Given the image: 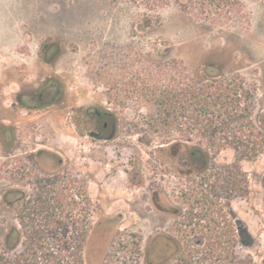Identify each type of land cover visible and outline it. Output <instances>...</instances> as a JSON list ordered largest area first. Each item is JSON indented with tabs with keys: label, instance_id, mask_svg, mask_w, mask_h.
<instances>
[{
	"label": "rangeland",
	"instance_id": "1",
	"mask_svg": "<svg viewBox=\"0 0 264 264\" xmlns=\"http://www.w3.org/2000/svg\"><path fill=\"white\" fill-rule=\"evenodd\" d=\"M234 2L233 6L208 8L203 13L196 0L185 10L169 5L147 23L146 11L126 1L0 0V95L7 98L6 104L22 78L33 80L39 70L55 69L68 97L77 94L80 102L110 107L120 122L131 125L118 126L117 137L100 147L89 143L80 146L96 174L89 183V193L100 198L96 204L101 209L93 218L116 210L124 213L127 222L121 227L129 224L124 228L127 231H122L125 245L131 241L127 234L132 238L136 235L138 241L134 242L144 246L143 237L171 231L175 207L180 215L175 217V225L183 228L178 222L185 220L192 229L190 244L198 247V231L209 224L200 219L205 208L203 196L217 201L208 193L209 181L205 185L196 178L190 183L175 172L161 150L174 142L180 143V149L188 143L203 147L206 140L199 135L181 136L160 124L148 125L150 117H157L158 106L144 102L134 88L137 81H150L158 70L169 71L175 60L179 67L190 70L203 67L211 74L235 76L247 90L246 99L241 101L249 106L253 133L263 151L252 160L236 161L234 151L225 148L215 161L221 165L237 162L238 174L245 182L241 196L232 202L238 215L237 256L249 264H264V0ZM49 42L60 46L51 68L36 58L39 43ZM24 112L2 116L24 124ZM15 129L19 137L11 146H16L18 153L30 150L33 145L25 141L26 130L21 126ZM59 143L72 146L74 141L62 136ZM92 147L93 154L89 151ZM4 155L0 146V164ZM16 166L20 164L12 163L0 176L20 171ZM112 173L114 177L107 180ZM52 191L55 194L57 189ZM209 211L207 204L205 213ZM225 213L231 219V207ZM71 214L81 218L84 212L78 207ZM16 228L22 240L34 244L36 264L47 263L48 254L57 255L59 264H82L70 251L84 226L26 224ZM6 230L0 226V252L13 256L21 246L11 249L15 243H3ZM62 242L67 245L61 246Z\"/></svg>",
	"mask_w": 264,
	"mask_h": 264
},
{
	"label": "flooded vegetation",
	"instance_id": "2",
	"mask_svg": "<svg viewBox=\"0 0 264 264\" xmlns=\"http://www.w3.org/2000/svg\"><path fill=\"white\" fill-rule=\"evenodd\" d=\"M59 53L60 46L54 47L51 42L39 43L36 58L51 68L55 66ZM76 95L67 96L55 69L39 70L33 80L22 78L17 90L10 94L8 104L7 98L0 95V146L6 153L0 164V173H5L4 168L12 163L20 164L16 166L20 171L0 176V226L7 227L2 235L3 243L22 242L20 231L16 228L21 225L84 226L86 232L81 235L85 239L82 264H221V250H213V257L210 254L209 242L217 239L225 240L227 249L237 256L238 215L232 207L233 200L241 196L237 166H231L229 172L227 166L234 162L217 164L216 156L206 155L204 146L188 143L182 144L180 149V143L174 142L169 144V148L161 149L166 152L175 172L184 175L190 183L200 178L202 184L207 185L208 181L211 184L216 171L225 169L223 174L218 173L215 191L208 192L217 201L203 196L205 208L200 219L209 224L201 226L198 231L201 239L198 247L190 244L192 229L188 228L185 220L178 222V226L183 228L175 225V217H180L175 207L172 209L174 225H171V231L143 237L144 246L136 244V235L132 238L130 234H127L131 238L130 243L124 244L125 234L122 231H127L124 228L129 225L121 227L127 222L124 213L116 210L93 218L94 212L101 209L96 204L100 198H93L89 193V183L96 174L80 146L89 143L100 147L117 137L118 126L131 125L120 122L117 113L110 107H103L94 101L80 102ZM21 110L25 111L24 124L2 116V113L18 114ZM19 126L26 130L25 141L33 145L24 153H18L16 146H11L17 143L19 136L15 128ZM62 136L70 138L74 144L61 145ZM89 151L93 154V147ZM112 177L113 173L108 174L106 179L111 180ZM55 188L57 192L54 194L52 189ZM207 204L208 214L205 213ZM78 207L84 212L81 218L71 214ZM230 207L231 219H227L225 210ZM60 216L68 217L55 218Z\"/></svg>",
	"mask_w": 264,
	"mask_h": 264
},
{
	"label": "trees",
	"instance_id": "3",
	"mask_svg": "<svg viewBox=\"0 0 264 264\" xmlns=\"http://www.w3.org/2000/svg\"><path fill=\"white\" fill-rule=\"evenodd\" d=\"M116 2L126 1L137 7L143 8L144 21L148 23L153 17L158 16L157 12L169 5H178L185 10L192 0H113ZM200 4L201 13L209 9L230 7L235 4L234 0H196ZM207 13V12H206ZM156 16V17H157ZM214 21V18H204ZM216 21V20H215ZM173 65L168 71L158 70L151 80L142 79L134 84V88L144 102L157 105V117H150L148 125L167 126L181 136L199 135L203 137L207 144L204 146L206 155L216 156L219 151L231 148L234 151L236 161L239 159L252 160L258 156L263 148L253 133L249 106L245 100L247 90L244 89L243 82L235 76L226 77L225 73L211 74L203 67L190 70L186 66H178V62L173 60ZM163 107V110L161 109ZM247 124L251 126H246ZM231 166H237V162L228 165L229 172ZM216 171L214 181L209 184V191L214 192L217 187L218 173ZM243 179L238 174V190L243 192ZM85 233L86 229L83 228ZM84 236L72 241L70 255L79 258L84 247ZM62 242L61 246H66ZM210 243L211 252L221 250V264H249L242 258L234 255L227 249L225 240H214ZM20 244L19 252L13 256L0 252V264H36L34 244L23 240L17 242L12 247ZM221 248V249H220ZM61 250L60 248L58 251ZM47 263L59 264L57 255L48 254ZM213 257V254H211Z\"/></svg>",
	"mask_w": 264,
	"mask_h": 264
}]
</instances>
